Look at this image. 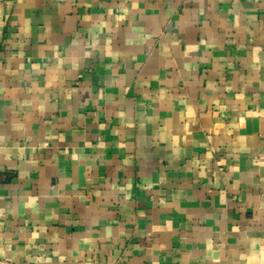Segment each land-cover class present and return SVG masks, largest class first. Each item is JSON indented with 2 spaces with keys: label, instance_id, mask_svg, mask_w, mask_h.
I'll return each mask as SVG.
<instances>
[{
  "label": "crops",
  "instance_id": "1",
  "mask_svg": "<svg viewBox=\"0 0 264 264\" xmlns=\"http://www.w3.org/2000/svg\"><path fill=\"white\" fill-rule=\"evenodd\" d=\"M0 264H264V0H0Z\"/></svg>",
  "mask_w": 264,
  "mask_h": 264
}]
</instances>
